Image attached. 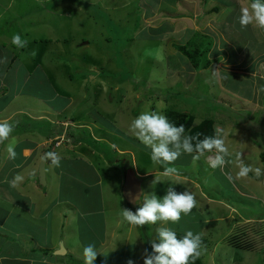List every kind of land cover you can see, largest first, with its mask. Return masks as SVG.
Instances as JSON below:
<instances>
[{"label": "rangeland", "instance_id": "rangeland-1", "mask_svg": "<svg viewBox=\"0 0 264 264\" xmlns=\"http://www.w3.org/2000/svg\"><path fill=\"white\" fill-rule=\"evenodd\" d=\"M249 3L250 0H0V51L6 52L5 58L8 52L17 57L8 74L0 70V76L7 78L1 80L0 107L9 102L5 111L19 112L10 120L14 131L9 140L15 141L16 158L21 157V148H33L27 154L31 163L14 164L10 177L28 173L37 176L44 154L57 153L60 166L48 160L47 187L39 185V191L50 203L65 197L84 210L97 206V212L101 210L98 198L103 196L106 205L96 220L101 225L102 216L107 217L106 223L114 229L109 233L114 249H97L108 264H127L130 259L144 264L145 250L151 251V238L162 225L157 222L132 228L123 223L121 209L137 208L127 204L122 194L121 182L127 170L120 163H116L119 171L101 169L90 162L92 158L84 159L82 155L90 149L89 156H97L94 145L86 142L94 141L111 159H130L139 175L152 167L160 174V165L150 167V150L127 131L131 120L148 107L165 115L168 110L192 115L196 124L212 120L215 131L225 134L230 151L241 152L245 164L262 171L260 176L249 173L235 179V154L223 170L210 168L206 157L191 161V155H182L174 162L180 172V185L175 187L177 191L190 190L197 206L189 215H182L178 223L163 226L182 234L187 230L199 233L203 239V264H264V223H259L264 220V110H260L264 106L249 111L251 105L239 103L224 84L218 87V81L226 84L228 76L224 72L238 73L232 65L240 60L238 53L228 48L233 43L239 47L242 41L233 40V32L239 39L248 38L249 44L255 40L251 37L255 27L241 28L237 21L240 9ZM230 16L234 19L231 22ZM17 33L27 40L24 48L8 39ZM194 34L211 36L216 45L209 54L211 66L191 74L188 59L176 47L186 46ZM248 59L244 65L251 68L253 59ZM242 82H238L237 89L243 87ZM243 91L251 92L247 87ZM259 92L264 97V89ZM39 116L49 121L34 119ZM45 133L58 137L48 139L43 137ZM70 135L84 139L85 145L73 143ZM7 143H0V177L9 164ZM88 162L95 172L85 167ZM227 174L234 177L233 182L228 181ZM141 179L143 192L155 190L164 195L166 179L154 189V177ZM27 193L29 199L44 208L43 195L31 188ZM0 206L4 205L0 202ZM4 236H8L7 232ZM102 236L101 226L94 242L98 243ZM237 239L243 247L232 244ZM67 245L72 247L73 242ZM76 253L81 255V261L68 254L61 258L63 263L83 264V250Z\"/></svg>", "mask_w": 264, "mask_h": 264}, {"label": "crops", "instance_id": "crops-1", "mask_svg": "<svg viewBox=\"0 0 264 264\" xmlns=\"http://www.w3.org/2000/svg\"><path fill=\"white\" fill-rule=\"evenodd\" d=\"M239 9L240 8L238 7V10ZM233 20H234L233 17L230 16L229 22ZM233 34H231L233 35L232 36L233 40L239 42L242 41V43L239 44V47L238 45H235V43H233L231 44L232 46H229L228 48V50H230L231 53H235V51H237L238 53V57L240 60H238L237 62H232L233 63L232 65L237 67L238 73L236 71H234V73L227 71L224 72V74L227 75L228 78L225 79L224 77H222L221 80L225 79L226 84L222 81H218L220 83L218 84V87L222 88L224 84V87L226 86L227 89L225 90L228 91L233 96L235 97L237 96L239 103L241 102L242 105L244 104L251 105L249 111L253 110L255 112L256 110H258V107H260V105L264 106L263 103L264 97L262 96L260 97V92H259L260 88L261 90L262 88L264 89V30H260L255 27L253 30V35L251 36L252 39L255 40L251 41L250 44L248 38L245 39L244 37H242L241 39H239L237 32H233ZM259 43L260 45L259 47H257L256 44ZM6 51L8 52L9 50L6 49ZM0 52H1L0 56L1 58H3V62H0V70H4L6 74H8L10 72V68L12 67V65H14L15 57L13 58L12 53L8 52V56L5 58L4 54L6 52H2V51ZM213 52L216 53L217 55L218 50L214 49ZM261 52H263V54H261ZM181 56L184 57L182 54ZM250 57L251 59H253L252 61L254 63V66L251 68L249 64L244 65L247 62V60H249L248 58ZM258 57L260 58L257 59ZM256 61L258 62V66L256 64ZM5 63L7 64V68L5 67ZM183 64L186 65V63L184 62ZM187 67H190L192 74L193 69L191 68V66L188 65ZM6 79L7 78L5 77V75L0 76V88H2L1 80L6 81ZM240 80L243 81L242 82L243 87H239V89H237V85H239L238 82ZM231 82L234 83L233 86H229L231 85ZM246 87L251 92L247 94H243L244 93L243 90ZM8 103H6L2 109L0 107V120L3 119L12 120L14 116L19 113V112H12L10 110L5 111ZM260 110H264V108ZM34 119L41 120L44 119V117L39 116ZM44 120L49 121L47 119ZM50 122L53 121L51 120ZM202 122L203 121H200L198 124H196L194 121L193 126L194 127L199 126ZM215 132L216 131L214 125V134ZM43 137H45V135ZM82 145H85L84 142L82 143ZM25 149H29L30 152H33V148L30 147L21 148V150H19V154L21 155V157L16 158L15 160H9L7 170H4V172L1 171V174L3 175L0 177V202L4 206H0V214H1L0 229L3 230L0 231V235L2 236L0 239V264H65L63 263L62 259H59V258H63L64 256H58L55 254L57 251L60 250V245H63L65 247L66 256L69 254L71 257L79 261L82 260L81 255H78V253L76 252L78 250L79 251L83 250V248L89 244H94L98 249L100 248L101 250L109 249L110 251L111 250L113 251L114 244L112 240L109 241V233L110 231L111 232L114 231L113 227L111 228L109 226V223H106L107 217H105V214L104 216H102L101 225L96 220L97 214L102 215L103 214L102 209L104 205H106V201L104 200L102 195H100L98 198L100 200L101 210L97 212V206H95V209L90 208L88 210H84L81 209V207L76 204L73 205L71 200L65 197L64 198L62 197V199L59 201L56 200L55 203H50L49 200L47 201L46 196L41 192V190L39 191L38 188L39 181L37 179V176L34 175L30 176L29 173L23 176L24 179L22 181V186H20L19 184V186L17 187L18 189L10 188L9 181L13 178L10 177L11 174V172H9L10 168H12L14 164H16V166H25L26 164L31 163V160H29L28 155L25 154L24 151ZM93 151L97 153L98 157L100 156L101 160L98 159L97 156L90 157L89 156L91 154L90 149L87 150V152L84 151L86 152V154L83 153L84 155H82V157L84 159L92 158L90 162L91 163L94 162L101 169L107 167L109 169L119 171L118 169L120 168H117L118 164H116L118 163V161H116L115 163L116 165L110 164L109 161L106 158H104L105 156L103 154L97 152L96 150ZM6 159L8 158L6 157ZM191 161H193L192 157H191ZM130 164H132V162ZM47 165H48V160L46 166ZM85 165H86L85 167L95 172V170L92 168L93 164H89L88 162V164ZM152 165L154 166L155 164L151 162L150 167ZM126 166H128V164H126ZM132 168L135 171L136 167L134 169L133 164H132ZM151 169H152L151 171H148L146 173L145 172L141 173L140 175L136 171V174L139 178L147 179V178L155 177V174H158V171L156 168L153 169V167ZM188 180H189L188 182L191 184L192 180L190 179ZM98 183L100 184V182ZM122 184L124 187L125 184L124 178L123 181L121 182V185ZM195 186L201 187L199 183H196ZM29 188H31L38 194L43 195V201L45 203L43 209L37 206L36 202H33L31 198L29 199V195L27 193V190ZM122 194H123V189H122ZM109 203L110 202H108V205ZM231 211H234V209L232 208ZM96 222H98V226H96ZM259 223L263 224L264 220H262ZM101 226H102L103 236L99 237L98 243H95L94 240L98 237V234L101 230ZM4 232H7L8 236H4ZM41 234L47 235L48 238L44 239L41 236ZM71 242H73L72 247H68V245L66 246V244H69ZM75 249L76 251L73 254V251ZM46 250L52 252L53 256L50 257L45 256L40 252ZM112 253L114 254L115 252ZM103 259L107 261L105 257H103Z\"/></svg>", "mask_w": 264, "mask_h": 264}, {"label": "clouds", "instance_id": "clouds-1", "mask_svg": "<svg viewBox=\"0 0 264 264\" xmlns=\"http://www.w3.org/2000/svg\"><path fill=\"white\" fill-rule=\"evenodd\" d=\"M237 21L241 28L253 26L264 30V0H250L247 7L240 9ZM11 43L18 48H24L27 40L17 33L12 35ZM0 62H3V58H0ZM13 131L14 123L9 119L0 120V143L8 141L5 151L9 160L17 157L15 141L9 140ZM127 131L150 150L153 164L162 168L160 174H155L151 187L154 189L158 184L165 183V179L167 187L162 196L153 190L136 197V210L122 208L121 220L132 228L161 222L162 226L156 228L155 235L151 238V251L145 250L144 264H191L201 254V235L192 230L178 235L174 228L163 226L169 222L178 223L182 215H189L197 206V200L190 190L184 188L183 191H177L175 186L180 185V172L174 162L186 154L191 155L194 161L206 157L209 167L223 170L226 164L232 163V156L235 154L238 167L235 179L245 178L249 173L260 176L262 171L258 167L245 164L241 159V152L230 151L221 130L217 129L214 135H206L202 139L199 136L194 137L186 132L184 125L175 124L162 111L153 110L151 107L135 116ZM24 151L26 155L30 152L29 149ZM44 159L50 160L56 167L60 166L61 157L55 152L45 153ZM226 178L230 183L234 180L231 174H227ZM23 179L22 175L16 174L9 181L10 188H17ZM128 241L131 242V237ZM99 253L102 252L94 244L85 246L83 264H96ZM127 264L135 262L130 259Z\"/></svg>", "mask_w": 264, "mask_h": 264}, {"label": "trees", "instance_id": "trees-1", "mask_svg": "<svg viewBox=\"0 0 264 264\" xmlns=\"http://www.w3.org/2000/svg\"><path fill=\"white\" fill-rule=\"evenodd\" d=\"M216 12H219L218 9H215ZM198 41L200 44H198ZM214 45V39L211 36L208 35H201V34H194L192 36V38L189 40V42L187 43L186 46H177V51L180 52V54H182L185 58L188 59L189 61V65L191 66V68L195 71H202V70H207L210 66H211V60L209 59V54L212 51ZM17 59V57L14 58V61ZM166 116H168V118L174 122L177 125H184L186 132L194 137L199 136V138H203L204 136H211L214 135V122L212 120H204L199 126L194 127V116L192 115H187V114H183L177 111H173V110H168L166 112ZM46 136V138H53L55 136H53V134L51 133H45L44 134ZM76 135H70L69 137H71L73 139V143L75 144H79V143H83L85 140L82 138H78L75 137ZM90 146L94 145V150H96L97 152L103 154L105 156V158L109 161L110 164H115L116 161L114 159H111L110 157L107 156V153L99 150L96 142H92V141H86ZM195 142V141H194ZM95 143V144H94ZM2 162L1 158H0V163ZM118 163L122 164L124 167H126V164H128L129 169L132 167L131 166V162L130 159L128 158H122L120 159V161H118ZM128 171V169H127ZM178 235H182V233L177 232ZM239 239H237V241L235 240V243H232L235 246L238 247H243L240 246L239 244L240 241H238ZM203 243V239L201 238V245ZM244 244V243H242ZM245 249H249L248 245L244 246ZM43 255L45 256H53L52 252L50 251H40ZM61 259V258H59ZM72 259H74L72 257ZM76 261V259H74ZM96 264H107L106 261L101 257V256H97L96 259ZM191 264H203L202 259L200 258V256L194 261L191 262Z\"/></svg>", "mask_w": 264, "mask_h": 264}, {"label": "water", "instance_id": "water-1", "mask_svg": "<svg viewBox=\"0 0 264 264\" xmlns=\"http://www.w3.org/2000/svg\"><path fill=\"white\" fill-rule=\"evenodd\" d=\"M46 163L47 160L44 159V157L41 159L37 179L39 181V185L42 187L47 186L46 182ZM126 175H125V184L123 187V197L125 201L132 207H137V203L135 201V198L142 195L143 188H142V180L139 178L136 174V172L133 170V168H130L128 166L125 167ZM58 256H64L66 255V251L63 246H61L60 250L55 253Z\"/></svg>", "mask_w": 264, "mask_h": 264}]
</instances>
